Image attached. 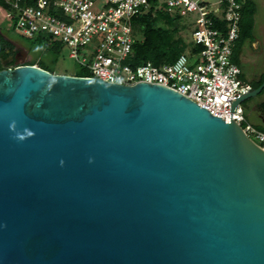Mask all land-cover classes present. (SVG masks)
<instances>
[{
    "label": "water",
    "instance_id": "water-1",
    "mask_svg": "<svg viewBox=\"0 0 264 264\" xmlns=\"http://www.w3.org/2000/svg\"><path fill=\"white\" fill-rule=\"evenodd\" d=\"M0 264H264V149L164 85L1 68Z\"/></svg>",
    "mask_w": 264,
    "mask_h": 264
},
{
    "label": "built area",
    "instance_id": "built-area-1",
    "mask_svg": "<svg viewBox=\"0 0 264 264\" xmlns=\"http://www.w3.org/2000/svg\"><path fill=\"white\" fill-rule=\"evenodd\" d=\"M0 1L2 12L13 20L14 31L59 42L73 61L87 69V76L125 85L167 86L226 122H237L264 149V132L246 119L241 104L232 107L252 89L231 59L245 0ZM153 5L180 18L188 27L192 46L174 61L142 60L132 65L128 62L131 18Z\"/></svg>",
    "mask_w": 264,
    "mask_h": 264
},
{
    "label": "trees",
    "instance_id": "trees-1",
    "mask_svg": "<svg viewBox=\"0 0 264 264\" xmlns=\"http://www.w3.org/2000/svg\"><path fill=\"white\" fill-rule=\"evenodd\" d=\"M156 3V0H155ZM0 5L3 6L0 1ZM4 7V6H3ZM256 6L252 0H245L241 10L239 36L235 41L232 51V61L242 67L240 54L246 42L254 40V15ZM132 28V53L129 63L136 65L142 60H151L155 63L160 61H174L187 48H191V43L181 34V31L188 32V27L180 22L178 16L166 12L162 8L151 6L147 11L139 12L131 18ZM35 39L43 42L46 48L58 53L62 45L57 41L49 40L47 36L37 35ZM0 69L4 68L2 60L9 54L11 45L3 35L0 27ZM29 64H36L41 68L54 72L53 69L45 66L38 60H31ZM74 75L87 76L85 68L76 72ZM241 78L243 75L241 74ZM245 80V79H244ZM264 81V71L249 83L252 88H256ZM264 92V88L259 94ZM257 109L264 112V99L258 103ZM258 129L264 132V125L256 124Z\"/></svg>",
    "mask_w": 264,
    "mask_h": 264
},
{
    "label": "rangeland",
    "instance_id": "rangeland-1",
    "mask_svg": "<svg viewBox=\"0 0 264 264\" xmlns=\"http://www.w3.org/2000/svg\"><path fill=\"white\" fill-rule=\"evenodd\" d=\"M258 3L260 16V24L257 30L258 36L253 43H245L242 55L240 56L244 72L247 75L256 76L264 69V0H259ZM186 19L184 21L187 22ZM13 26V20L0 9V27L3 35L7 39L21 41L26 45L28 48L25 57L26 61L38 60V62H42V64L53 69L56 73H67L72 75L80 71L82 68H85L68 56V50L66 47H61L59 52L55 53L51 49L46 48L43 42L35 39V36L31 38L20 36L14 31ZM181 34L188 39V32L181 31ZM263 97L264 94H257L245 99L241 103L244 109V114L251 123L259 122L255 106Z\"/></svg>",
    "mask_w": 264,
    "mask_h": 264
},
{
    "label": "flooded vegetation",
    "instance_id": "flooded-vegetation-1",
    "mask_svg": "<svg viewBox=\"0 0 264 264\" xmlns=\"http://www.w3.org/2000/svg\"><path fill=\"white\" fill-rule=\"evenodd\" d=\"M252 1L254 2L255 6H256V12L254 15V40H253V41H255L257 36H258L257 30H258V27L260 24V16H259V9H258V5H259L258 1L259 0H252ZM8 41L11 45V49L9 51V54L2 60V64H3L4 68L13 67V66L18 65L20 63H29V61L25 60V57H26L27 52H28V48L26 47V45L24 43H22L21 41H17V40L8 39ZM244 46L242 47V51H241L240 56L242 55ZM240 60H241V57H240ZM261 119H262V122L264 123V118H261Z\"/></svg>",
    "mask_w": 264,
    "mask_h": 264
},
{
    "label": "crops",
    "instance_id": "crops-1",
    "mask_svg": "<svg viewBox=\"0 0 264 264\" xmlns=\"http://www.w3.org/2000/svg\"><path fill=\"white\" fill-rule=\"evenodd\" d=\"M254 41H252L251 43H253ZM241 68V74L243 75V78L245 79V81L246 82H250L251 80H254V79H257V77L264 71V70H262L260 73H258V75L256 76V75H247L245 72H244V70H243V68L242 67H240ZM243 79V80H244ZM262 94H264V92L262 93ZM264 99V97L258 102V103H260L262 100ZM258 103L256 104V111H257V113H258V118H259V122H253L252 124H254V125H256V124H262V125H264V123L262 122V119L261 118H264V112H262V111H260V110H258L257 109V105H258ZM246 119H247V117H246ZM248 120V119H247ZM250 122V121H249ZM251 123V122H250Z\"/></svg>",
    "mask_w": 264,
    "mask_h": 264
}]
</instances>
